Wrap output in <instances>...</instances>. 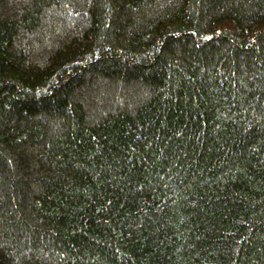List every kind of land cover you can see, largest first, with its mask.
Wrapping results in <instances>:
<instances>
[{"label": "trees", "instance_id": "1", "mask_svg": "<svg viewBox=\"0 0 264 264\" xmlns=\"http://www.w3.org/2000/svg\"><path fill=\"white\" fill-rule=\"evenodd\" d=\"M0 264H264V0H0Z\"/></svg>", "mask_w": 264, "mask_h": 264}]
</instances>
